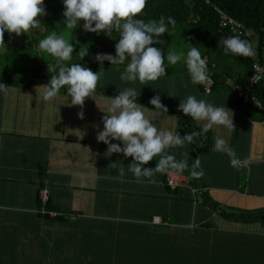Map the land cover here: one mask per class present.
<instances>
[{
	"label": "crops",
	"instance_id": "obj_1",
	"mask_svg": "<svg viewBox=\"0 0 264 264\" xmlns=\"http://www.w3.org/2000/svg\"><path fill=\"white\" fill-rule=\"evenodd\" d=\"M31 40L22 33L17 45ZM124 67L103 65V85L97 87L106 90L86 98L84 119L66 90L45 102L38 86L47 81L15 84L0 76L9 87L7 95L0 93V264H264L262 222L221 212L264 208V120L245 111L223 83L206 93L189 74L176 70L147 85L128 84L120 79ZM127 87L140 91L146 102H136L158 128L181 136L187 133L179 114L155 111L149 103L153 96L177 108L195 95L232 111L235 131L209 130L211 142L204 151L198 150L199 136L193 144L168 150L177 159L188 153L189 166L200 157L202 178H193L189 167L176 189L167 186L166 174L138 183L127 170L132 158L110 156L107 145L97 142L102 110ZM217 136L236 151L239 170L214 150ZM203 192L217 207L203 200Z\"/></svg>",
	"mask_w": 264,
	"mask_h": 264
},
{
	"label": "clouds",
	"instance_id": "obj_2",
	"mask_svg": "<svg viewBox=\"0 0 264 264\" xmlns=\"http://www.w3.org/2000/svg\"><path fill=\"white\" fill-rule=\"evenodd\" d=\"M146 4L147 0H63V16L66 18L64 22L68 29H75L83 21L85 32H104L108 36L113 31L119 33L118 43L115 44V56L107 53L95 55L94 60L99 63L100 70L94 72L81 63H66L72 60L75 45L63 36L52 32L40 40V52L54 58L53 63H48L47 71L52 73L48 83L38 86L43 87L42 99L51 102L60 94L62 88H66L71 105L81 109L77 113L78 118L84 119L85 100L92 98L96 92L104 72V61H109L111 65H125L120 79L128 84L139 81L147 85V82L166 75L165 56L161 49L152 45L158 42L157 37L168 31V25L175 26L176 21L163 15L159 20L147 22L137 18L143 14ZM45 15L47 12L44 0H0V44H5L6 31L16 36L28 33L31 29L40 27V18ZM218 43L223 47L225 55L244 58L255 55L251 43L241 38V35L222 38ZM86 54L80 53L82 57ZM166 60L171 65L183 60L193 85L212 83L207 61L202 58L198 47L191 45L186 53L170 50ZM8 90L9 87L0 83V93L7 95ZM139 95L140 91L136 88L127 87L111 97L107 110H102L106 114L102 117L103 130L97 132V142L107 145L110 156L122 153L125 158L131 157L132 162L128 164L127 170L138 183L145 179L155 182L153 178L157 174H180L189 170V167L193 178H202L204 171L200 157L189 166L188 153H182L183 158L177 159L168 150L193 144L195 137L206 134L214 127L223 126L235 131L232 111L225 106H216L204 98L197 99L195 95H188L181 100L178 110L185 116L204 123L202 131L181 136L177 131L158 128L145 115L143 106L136 102ZM149 103L158 113L168 112L160 95L153 96ZM214 150L226 154L230 166L239 170L242 161L224 138H215ZM155 157H159L155 160V166L146 167ZM111 165L114 166L115 163ZM119 175L121 178L125 175L123 167L120 168Z\"/></svg>",
	"mask_w": 264,
	"mask_h": 264
},
{
	"label": "trees",
	"instance_id": "obj_3",
	"mask_svg": "<svg viewBox=\"0 0 264 264\" xmlns=\"http://www.w3.org/2000/svg\"><path fill=\"white\" fill-rule=\"evenodd\" d=\"M44 4L46 7L47 15L40 18V24L49 30L55 29L64 18L63 0H61L60 2L44 0ZM216 6L227 12L235 19L242 22L244 26L252 32L251 38H247L243 35H241V38L247 39L248 41L252 39L255 42L254 49L257 54L256 59L262 65H264V0H147V4L143 11V14L137 17L140 19H144L147 22L149 20H159V18L163 15L165 17H172L176 21L175 26L169 24L168 31L163 35L157 37L156 40L158 42L152 45L153 47H157L162 50L165 56L164 66L166 68V71L168 72L181 70L175 65L168 64L165 55V51H167L169 44H171L172 37L176 32V28L178 30V28H181L183 26H189V28H191L190 36L193 35L201 38H206L209 45L201 53V55L202 58H208V61L210 62L208 72L212 74L214 78V85L212 86L211 91L208 92L204 88V85H202L206 93L212 92L213 89L220 83L228 85L234 90V83L244 84L248 82L253 72L252 67L255 60L253 56L244 58L233 56L231 54L225 55L223 47L219 45L218 42L222 38L240 34H235L230 31L229 28L221 25L219 14L215 8ZM118 38L119 33L113 31L109 39H96L95 43L89 49V57L86 58L88 61V68L90 67V65L94 67L98 66V62L94 60V57L97 53L108 52V54L115 56V44L118 43ZM4 40L6 41L7 46L11 45V42L9 41V38L7 36V31L4 34ZM220 59H229L235 63L240 64L242 66V71L234 75L231 72H227L225 69L219 70L218 61ZM85 61L86 60H84L83 62ZM80 62L81 60L77 61L76 63ZM107 62L110 63L109 61ZM182 72H185L184 69L182 70ZM51 75L52 73H48L47 69H45L38 75L26 80L18 81L17 79L9 77L6 78V80L10 83L15 84H29L34 81L40 80L48 82ZM231 81H233L234 83H232ZM253 88L254 93L264 105V76L257 83H255ZM61 90L65 91L66 88H62ZM96 90H100L101 92L105 91L106 88L97 87ZM137 100L146 102L145 99L141 97H137ZM239 101L244 107L245 111L252 115L254 119L264 120V107L261 108L254 102L244 103L240 98ZM165 106L168 110L177 112V114H179L180 125L184 132L190 134L192 132L202 131V127L194 124L190 117L185 116L182 111L178 110V107L175 108L171 105ZM199 137L202 139L203 143L198 150L204 151L210 145L211 134L208 131L206 134ZM165 183L167 184V186H170L166 181V175ZM202 197L204 201H207L214 207H217L216 203L208 199L207 195L204 192L202 193ZM221 212L225 217L232 218L234 220L260 221L264 225V208H254L248 210L221 208Z\"/></svg>",
	"mask_w": 264,
	"mask_h": 264
},
{
	"label": "rangeland",
	"instance_id": "obj_4",
	"mask_svg": "<svg viewBox=\"0 0 264 264\" xmlns=\"http://www.w3.org/2000/svg\"><path fill=\"white\" fill-rule=\"evenodd\" d=\"M54 2H60L61 0H52ZM65 17L59 23L58 27L52 30L45 28L40 24L39 28L31 29L27 34V38L32 39L30 42L25 43L23 45H17L18 38L20 36H16L14 33L9 34L7 32V36L9 41L11 42V46H7L6 41L5 44H0V76H4L6 78H14L18 81L26 80L28 78H32L39 73L43 72L48 68V63L54 61V58L48 55L47 53H41L38 44L39 41L45 38L52 32H55L57 35L63 36L69 42H72L74 47V52L72 54V60L67 61L66 63H76L81 60L82 66H87L88 61L87 57H89V49L95 43L96 39H109L111 37L101 32L100 34L85 32L83 30V21L79 22V25L75 29H68L65 24ZM38 30V33H34ZM174 36L172 37L171 44H169L167 51H165V55L167 56L170 50H175L176 52H187L189 48L192 46H196L199 48V51L202 53L207 46L209 45L206 38H201L198 36H190L191 28L189 26H183L181 28L175 29ZM73 37V40H72ZM79 41V43H76ZM81 52H84L86 55L82 57L80 55ZM86 60L85 62H83ZM167 61V60H166ZM168 63V62H167ZM169 64V63H168ZM99 65V63H98ZM105 66H110L111 63L104 61ZM123 66V65H119ZM176 67L183 70L188 74L185 63L182 61L178 62ZM94 72H98L100 70V65L97 67L91 66L89 67ZM219 70H226L227 72H231L236 75L238 72L242 71V66L238 63L233 62L232 60H223L220 59L218 61ZM103 85V80L100 78L98 82V86Z\"/></svg>",
	"mask_w": 264,
	"mask_h": 264
},
{
	"label": "built area",
	"instance_id": "obj_5",
	"mask_svg": "<svg viewBox=\"0 0 264 264\" xmlns=\"http://www.w3.org/2000/svg\"><path fill=\"white\" fill-rule=\"evenodd\" d=\"M215 8L219 14L220 23L222 26L229 28L230 31H232L235 34H240V35H243L247 38L252 37V32L248 28H246L242 22L235 19L234 17H232L231 15H229L227 12L220 9L219 7L216 6ZM249 42L251 43V45L254 49L255 42L252 39H250ZM254 51H255V49H254ZM105 53L108 54V52H105ZM253 57L255 59L254 63H253V67H252L253 72H252L248 82H246L244 84L234 83L233 81H231V82L234 83L233 84L234 90L237 93L238 97L244 103L254 102L259 107L263 108L264 105L258 99L257 95L254 93L253 87H254L255 83H257L264 76V65H262L256 59V57H257L256 52H255V55ZM204 58L206 59L207 65L209 67L210 62L208 61V58L207 57H204ZM209 76L212 80V83L210 85H204V88L207 89L208 92L211 91L212 86L214 85V78H213L212 74L209 73ZM166 181H167L168 185H170L173 188H176V187L183 184L184 175H183V173L177 174V173L171 172L169 174H166ZM194 191H197V188L194 189ZM41 194L45 200L47 198L46 192L42 191Z\"/></svg>",
	"mask_w": 264,
	"mask_h": 264
}]
</instances>
